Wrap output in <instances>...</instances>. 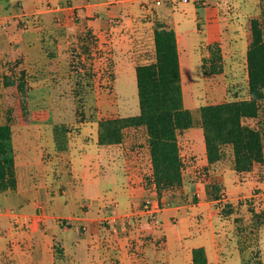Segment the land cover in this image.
<instances>
[{
    "label": "crops",
    "instance_id": "1",
    "mask_svg": "<svg viewBox=\"0 0 264 264\" xmlns=\"http://www.w3.org/2000/svg\"><path fill=\"white\" fill-rule=\"evenodd\" d=\"M89 1L101 15L91 23L101 43L98 49L109 47L105 43L111 42L109 59L114 61V76L119 71L123 72L124 67L132 69L135 74L137 66L155 61V21H163L176 33L181 83L184 76L191 78L194 52L211 43H220L224 33L221 22L226 19V11L220 0H216L214 6L206 0L208 7L200 6L198 0ZM228 1L233 3L237 0ZM239 1L247 13L253 11L250 9L252 2L258 3L255 13H249L246 18L258 15L259 0ZM105 15L109 17V27L101 24L106 21ZM228 29L232 37L235 29L230 25ZM216 32L220 34L217 36ZM43 48V38L36 32L18 31L14 24L0 29V52L16 53L23 58L25 67L39 65L36 58L44 57ZM205 56L207 53L200 52V59ZM99 60L102 64L107 59ZM97 122L78 127L74 140L67 134L64 150L56 147L53 123L33 120L12 125L17 185L13 191L0 193V204L4 203L0 205V264H174L160 256L157 249L165 248L163 229L167 227L168 220L176 221V217L192 226L189 211L204 214L200 215L202 219L205 217L200 229L201 243L192 249L204 248L208 264H247L242 254L237 253V249L240 250L237 239L235 241L225 233L222 241L217 234L213 209H217L220 215L221 204L212 198L214 191L208 188H218L219 197L225 196L223 203L264 196V178L258 182L257 176L258 170L264 175V163L256 164L249 173L237 174L233 168L232 150L224 147L221 159L209 164L202 129L192 127L183 130L177 135L183 162V203L170 205L165 203V195L159 197L150 181L152 169L146 132L143 144L139 148H130L136 142L135 132L144 128H127L124 132L132 135L131 140L123 139L119 145L101 147L97 142ZM102 156L109 160L111 166L104 176L107 182L110 180L107 185L100 181L103 176H100L97 166ZM92 164L96 165L95 169ZM230 170L238 175L241 182L254 183L255 188H261L263 192L229 197L225 175ZM58 173L66 180L67 187H64ZM57 178L59 187L53 191L49 185L53 181L56 184ZM76 185H81L85 191L83 198L63 196L67 189L75 190ZM57 193L61 195L59 198L55 196ZM88 194L95 198L89 199ZM106 194L110 201L103 197ZM145 200L158 208L157 225L143 213ZM114 203L117 204L115 213L122 216L116 232L109 229L111 220L106 222L110 219ZM38 207H41L40 211ZM105 214L108 215L103 217ZM128 214L131 225L123 219ZM102 219L104 227L101 226L104 224L100 222ZM260 243H264V237H260ZM191 251L187 260L178 257L177 264H192ZM260 252L263 253L262 250ZM262 259L260 261L259 258V263L264 264Z\"/></svg>",
    "mask_w": 264,
    "mask_h": 264
},
{
    "label": "rangeland",
    "instance_id": "2",
    "mask_svg": "<svg viewBox=\"0 0 264 264\" xmlns=\"http://www.w3.org/2000/svg\"><path fill=\"white\" fill-rule=\"evenodd\" d=\"M198 2L200 6H209L206 0ZM209 2L214 6L217 1ZM90 3L89 0H0V29L14 24L18 31L36 32L43 38L45 52L44 57L36 58L39 65L26 67L23 58L16 53L7 52L8 50L0 52V124L10 122L17 125L34 120L53 123L55 126L63 125L67 130L66 139L69 134L74 140L78 127L82 124H91L107 118L135 116L139 113L135 74L132 69L124 67L123 72L119 71L118 75L114 76V61L109 59L111 42L105 43L109 47L103 46L98 49L101 43L93 32L95 28L91 23L94 22V18H100L101 15L95 9L97 7ZM220 4L226 11V19L221 22V29L224 32L221 41L194 52L191 78L189 80V77L184 76L182 82L185 107L190 108L193 128L197 129L201 128L199 112L201 106L248 98L245 33L249 18L246 17L249 13H255L253 11H256L258 3L252 2L250 9L253 11L248 13L243 10V3L238 0L233 3L220 0ZM21 13L26 15L21 16ZM5 15L9 17L3 18ZM258 15L262 16L264 26V0H259ZM105 20L101 24L109 27V17ZM229 25L235 29L232 37L229 29L227 30ZM216 44L221 50V70L212 72L209 49ZM200 52L207 53V56L200 59ZM103 57L107 60L101 64L99 59ZM21 82H25L28 89L27 120L24 118L19 98L18 86ZM47 118L49 120H46ZM257 125L264 144V102ZM123 139L131 140L132 135L124 132ZM144 140L145 129H138L135 132L136 142L131 144L130 148H139ZM95 166L92 164L91 167L95 169ZM97 166L100 176H103L100 181L107 185L110 180L108 178L107 182L104 176L111 167L109 160L102 156ZM91 167L88 166L89 169ZM257 172L258 182L263 181V173L260 170ZM57 175L64 187H67L66 180L60 173ZM238 178L232 170L225 175V187L229 197L263 192L261 188H255L256 184L241 182ZM55 183L53 181V184L49 185L53 191L59 187L58 178ZM180 190H171L170 195L173 197L165 196V203L170 205V202L172 205L183 203ZM83 193L85 191L82 186L76 185L75 190L67 189L66 195L63 196L83 198ZM55 196L59 198L61 195L57 193ZM88 196L89 199L95 198L89 194ZM103 197L107 201L111 200L107 194ZM263 198L264 196H257L255 199L247 197L234 203H220V215L217 209H213L217 234L222 241L225 233L233 240L237 239L241 250L237 249V253L242 254L247 264H261L259 258L261 261L262 257L264 261V243L259 244L260 237H264ZM0 205L3 206L4 203ZM251 207L260 214L258 217H252L249 211ZM188 213L192 226L184 219L174 217L176 221L168 220L167 227L163 229L165 248L157 249L160 256L173 261L174 264L179 262L178 257L187 260L192 247L201 243L200 229L204 225L202 222L205 217L202 219L200 215L204 214L202 212L193 214L192 211ZM106 215L108 214L103 217ZM100 222L104 223L101 224L104 227L105 221L102 219ZM260 246L262 249H259Z\"/></svg>",
    "mask_w": 264,
    "mask_h": 264
},
{
    "label": "trees",
    "instance_id": "3",
    "mask_svg": "<svg viewBox=\"0 0 264 264\" xmlns=\"http://www.w3.org/2000/svg\"><path fill=\"white\" fill-rule=\"evenodd\" d=\"M262 21V16L253 15L246 23L248 98L199 108L208 163L219 161L222 149L230 147L233 168L237 174L249 173L256 164L264 163L263 137L257 125L264 102ZM153 41L155 61L135 69L139 113L135 116L99 120L97 142L101 147L119 145L125 129L143 127L150 153V181L154 183L159 197L166 194L167 198H172L170 191L181 189L182 186L183 162L177 135L193 127V118L191 111L184 105L176 33L163 21H155ZM209 53L212 72L220 71V46L216 44L210 47ZM18 91L21 109L27 120L28 89L25 82L19 84ZM66 132L63 125L53 128L54 141L59 150L66 147ZM16 185L12 124L6 122L0 124V193L13 191ZM208 190L214 191L213 199H219L218 188L211 186ZM180 193L182 195V191ZM249 211L253 218L260 215L253 207ZM191 256L192 264H208L202 247L192 249Z\"/></svg>",
    "mask_w": 264,
    "mask_h": 264
},
{
    "label": "built area",
    "instance_id": "4",
    "mask_svg": "<svg viewBox=\"0 0 264 264\" xmlns=\"http://www.w3.org/2000/svg\"><path fill=\"white\" fill-rule=\"evenodd\" d=\"M183 2H188L189 0H181ZM6 21V20H4ZM5 23V22H3ZM225 200V196L222 194L220 195L219 199H218V202L219 203H223ZM117 207V204L114 203L112 204V207H111V215L109 216L110 219H106V222L107 220H111V223H110V227L109 229L112 231V232H116L117 231V223L121 220L122 216H119L117 215V213H115V209ZM41 207H38V210L40 211ZM157 210L158 208L157 207H152L151 206V203L150 201L148 200H145L144 201V204H143V213L148 217V220L154 224V225H157L159 223L158 221V218H157ZM123 219L125 220L124 222L128 225H131V219H130V216L129 214L128 215H124L123 216ZM65 224V222H64ZM1 229V227H0Z\"/></svg>",
    "mask_w": 264,
    "mask_h": 264
}]
</instances>
